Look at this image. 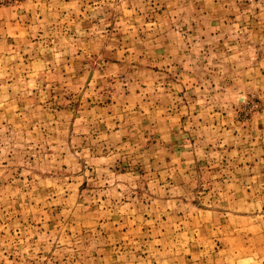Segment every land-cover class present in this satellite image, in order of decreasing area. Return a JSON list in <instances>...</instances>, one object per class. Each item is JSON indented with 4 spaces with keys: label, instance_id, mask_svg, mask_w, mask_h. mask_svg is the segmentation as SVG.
<instances>
[{
    "label": "rangeland",
    "instance_id": "obj_1",
    "mask_svg": "<svg viewBox=\"0 0 264 264\" xmlns=\"http://www.w3.org/2000/svg\"><path fill=\"white\" fill-rule=\"evenodd\" d=\"M0 264H264V0H0Z\"/></svg>",
    "mask_w": 264,
    "mask_h": 264
}]
</instances>
